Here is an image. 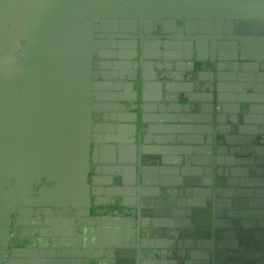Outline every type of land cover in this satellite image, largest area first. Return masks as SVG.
I'll return each mask as SVG.
<instances>
[{
  "label": "water",
  "instance_id": "95a60500",
  "mask_svg": "<svg viewBox=\"0 0 264 264\" xmlns=\"http://www.w3.org/2000/svg\"><path fill=\"white\" fill-rule=\"evenodd\" d=\"M0 264H264V0H0Z\"/></svg>",
  "mask_w": 264,
  "mask_h": 264
},
{
  "label": "flooded vegetation",
  "instance_id": "af4514ba",
  "mask_svg": "<svg viewBox=\"0 0 264 264\" xmlns=\"http://www.w3.org/2000/svg\"><path fill=\"white\" fill-rule=\"evenodd\" d=\"M209 60H210V59H208V62H209ZM207 65H208V63L205 64V68L207 67ZM113 206H114V205H113ZM92 213H94V212L92 211Z\"/></svg>",
  "mask_w": 264,
  "mask_h": 264
}]
</instances>
